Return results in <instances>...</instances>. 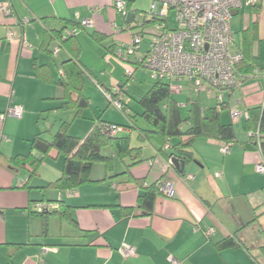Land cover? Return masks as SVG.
I'll return each instance as SVG.
<instances>
[{
  "label": "crops",
  "instance_id": "crops-1",
  "mask_svg": "<svg viewBox=\"0 0 264 264\" xmlns=\"http://www.w3.org/2000/svg\"><path fill=\"white\" fill-rule=\"evenodd\" d=\"M3 1L10 3L12 14L7 16L0 11V113L11 105L22 106L23 113L20 118L9 116L0 121V133L6 137L0 140V264H264L260 251L264 241V173L255 168L260 154L247 147L246 118L233 120L229 110L264 106V0L252 3L243 0L230 19L234 48L238 50L245 44V30L256 26L248 47L257 65L246 72L240 68V87L223 94L220 120L232 124L235 132L229 152L221 153V142L217 139L198 137L192 146L194 160L179 170L169 166L153 143L137 140L134 126L142 129L149 126L138 115L139 104L138 110L131 108L133 98L127 89L124 102L127 112L131 109L128 113L135 115L134 120L125 112L119 119L106 114L98 116L125 126L117 135L129 136L133 147H141L142 161L127 171L129 159L113 158L110 172L104 163H94L90 182L74 189L72 195L40 189L61 174L63 157L56 150H50L44 157L38 176L29 182L31 188L23 186L27 171L14 169L9 162L15 155L31 151L30 142L36 134L44 133L50 139L67 122L69 134L84 138L98 117L87 114V108L78 117L74 109L60 108L63 89L55 82L61 75L62 62L71 58V54L57 39L47 41L45 34L62 31L70 36L72 28L78 25L74 36L80 45L79 60L90 75L93 68L83 55L84 35L78 33L79 27L102 45L103 56L127 44L136 33L119 30L115 33L111 29L113 23H105L104 16L113 14L114 0H0V3ZM79 18L91 19L93 25L81 27ZM21 20L27 22L19 24ZM10 32L14 33L13 39L8 37ZM92 32L101 35L102 40H95ZM55 47L58 51L53 53ZM140 50L141 46L134 58ZM175 84L180 89L171 91L183 92L179 99L173 94L183 111L195 99L204 110L216 107L217 102L204 106L200 93L194 91L190 82L182 80ZM174 142L172 139L171 143ZM103 150L112 156L109 148ZM45 169L51 171L44 176ZM163 176L173 181L175 195L168 198L160 193L152 213L145 214L136 208L142 187L135 186L132 180L146 187ZM59 200L69 206V219L52 213ZM42 201L49 205L46 217L36 213V203ZM128 207L135 210L126 215L123 208ZM234 233L240 239L239 246L215 248L216 242ZM122 244L133 246L136 254L123 257L118 251Z\"/></svg>",
  "mask_w": 264,
  "mask_h": 264
},
{
  "label": "trees",
  "instance_id": "trees-1",
  "mask_svg": "<svg viewBox=\"0 0 264 264\" xmlns=\"http://www.w3.org/2000/svg\"><path fill=\"white\" fill-rule=\"evenodd\" d=\"M146 22L150 23V21ZM143 25L145 24L141 26ZM76 26L78 25L73 28ZM255 31L256 26L253 25L244 32L245 44L240 49L243 58L237 66L239 75L241 69L246 72L257 65L256 57L252 55L248 47V43L255 36ZM74 35L70 34L68 36L63 35L62 31H51L45 34V39L47 41L57 39L60 46L71 54V58L62 62V74L55 84L63 89L60 108L74 109L75 116L78 117L84 109L90 106V103L89 98L82 92L86 69L79 60L80 45ZM91 36L97 41L102 40L101 35L95 32H92ZM126 82L127 79L123 85ZM137 103L141 108V112L138 115L149 126L147 129L134 126L137 132V140L139 142L149 141L153 143L157 153L167 163L171 158H177L179 160L178 170L186 163L194 160L192 146L196 138L206 137L217 139L220 142H234L235 132L232 124H223L220 120V110L223 108V102L220 109H217L216 106L204 110L199 100L195 99L190 101L185 111H183L173 97L170 84L165 81L153 80L149 89L139 97ZM122 111L128 113L125 102H123ZM246 111L245 130L247 133L258 131L260 155L264 158V106L251 107ZM128 116L132 120L135 118V115L129 113ZM106 124L125 127L120 124L103 121L98 116L90 132L84 138H79L69 134L70 124L64 122L51 135L50 139L44 137V133L36 134L30 142L31 151L27 154H17L9 158V162L14 169L22 168L27 171L28 178L23 186L31 188L29 182L38 176L41 162L49 151L54 149L58 154L62 155L63 162L60 176L47 185L40 187L43 192L48 189L66 192L67 190L76 189L90 182L89 175L94 163H104L107 172H110L113 168V158L119 160L129 159L130 163L126 165V170L128 171L129 167L142 161L141 147H133L129 136H119L117 133L110 135L104 129ZM172 139H175L176 142L171 143ZM250 140L251 138L249 137ZM249 141L247 147L258 150L257 144ZM104 148H109L112 156L106 155L103 152ZM132 181L135 186L142 187L137 197L136 208L141 209L145 214H151L155 200L160 194L157 182L143 187L140 181ZM58 202L59 204L53 209L52 213L58 214L61 218L69 219V206L65 205L61 200ZM38 203H43V201ZM44 204L47 205V209L44 212H40L36 208V213L46 217L48 204ZM134 210V207L123 208L126 215L133 213ZM239 245L240 239L237 233L226 236L214 244L217 250ZM260 251L264 255V241L260 246Z\"/></svg>",
  "mask_w": 264,
  "mask_h": 264
},
{
  "label": "built area",
  "instance_id": "built-area-1",
  "mask_svg": "<svg viewBox=\"0 0 264 264\" xmlns=\"http://www.w3.org/2000/svg\"><path fill=\"white\" fill-rule=\"evenodd\" d=\"M247 3L254 2L246 0ZM243 0H150V10L148 20L152 23V39L147 50L138 58L133 57L139 50L142 35L136 33L131 40L116 48V55L124 61H130L137 67H142L149 72L153 80L165 81L170 87L179 90V86H172L173 81L186 80L190 82L196 93L201 90L214 92L217 98V109H220L223 102V94L231 93L240 87L241 76L237 72V66L241 62L243 55L240 50L234 48V33L231 30L230 19L232 13L239 9ZM114 7L123 9V1L115 0ZM0 11L4 15H11L12 9L8 1L0 3ZM175 15V26H169L168 19L170 13ZM19 24L26 23V20L18 21ZM16 22V24H18ZM81 27H91V19H78ZM75 33V28L70 31ZM9 39L14 38V33L10 32ZM58 51V47L53 49V53ZM136 67V68H137ZM62 74V71L60 70ZM134 70L125 69L127 81L133 76ZM100 87V86H99ZM101 88V87H100ZM121 89L114 94H106L109 101L114 106L122 110L123 95ZM115 96V97H114ZM23 108L20 105H11L0 113V121L6 117L20 118ZM233 120L240 117L247 118V111L234 107L230 110ZM110 135L122 131V126L106 124L104 127ZM251 142L257 144L260 154V138L258 131L249 132ZM6 139L0 133V140ZM232 143L221 142L220 151L222 154L229 152ZM171 164V160L168 161ZM256 171L264 173V158L260 155V160L256 164ZM160 193L168 198L175 195L173 181L167 176L161 177L157 181ZM74 189L67 190L72 195ZM49 206V205H48ZM36 208L40 212L47 209L44 203H37ZM208 232H206L207 234ZM123 257H132L136 254L133 246L122 244L118 248ZM173 263L176 260L171 258Z\"/></svg>",
  "mask_w": 264,
  "mask_h": 264
},
{
  "label": "rangeland",
  "instance_id": "rangeland-1",
  "mask_svg": "<svg viewBox=\"0 0 264 264\" xmlns=\"http://www.w3.org/2000/svg\"><path fill=\"white\" fill-rule=\"evenodd\" d=\"M121 1H123V9L118 10L116 8H111L113 14H110L109 12L107 15H105L104 21L105 23L109 24L113 23V27L111 29L113 32L115 31V33L118 30L119 33L142 32V38L140 42L141 50L138 53V58H140L147 50L148 44L152 39V34L150 33L152 29V23L146 22L148 20L147 17L150 10V0ZM131 15L134 16L130 18ZM168 23L171 27H174L176 24L175 15L173 12L170 13ZM142 24L145 25L141 26ZM120 30L123 31L120 32ZM78 33L84 35H81L83 55L93 68L92 73H89L90 75H85L83 86V93L90 97L91 102V106L86 110L87 114L92 116V118L101 114H106L113 119H119V117L123 116V111L116 108L114 104L109 101L106 95L109 94L112 96V94H114L118 89H121L122 86L124 87V89H122L123 102L125 99H127L126 91L128 89V94H130V96L133 98L130 106L133 110H138L137 101L134 99L138 98L141 93L144 94L147 90L149 82L151 83L153 80L150 77L149 72L142 67H137L136 64L134 65L129 61L122 60V58L116 55V51H113V53L106 52V54L103 56L102 54L104 50L102 49V45L96 44V42H94L88 36L86 30L79 27ZM125 69L134 70V73L133 76L128 79L125 85H123L127 78L125 75ZM103 75L105 77H103ZM103 80L105 83H100ZM176 82L179 81H173L172 86H175ZM183 84L184 83H181L180 85L183 87ZM199 93L204 106L217 102L215 93H210L206 90H201ZM173 94L177 99H179L181 95H184L183 92L182 94L175 93L174 90ZM231 109L232 108L229 110ZM128 112H132V110L128 109ZM240 118L245 119L244 117ZM103 152L105 153L106 150H103ZM46 159L48 158H45V160ZM50 171L51 170L45 169L43 171V175L45 176V173ZM19 172H22L23 174L25 173L26 175L25 171L19 170ZM51 227L54 228V225L51 224Z\"/></svg>",
  "mask_w": 264,
  "mask_h": 264
},
{
  "label": "water",
  "instance_id": "water-1",
  "mask_svg": "<svg viewBox=\"0 0 264 264\" xmlns=\"http://www.w3.org/2000/svg\"><path fill=\"white\" fill-rule=\"evenodd\" d=\"M171 164L175 167L178 168L179 167V160L175 157L171 158Z\"/></svg>",
  "mask_w": 264,
  "mask_h": 264
}]
</instances>
